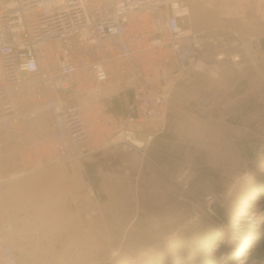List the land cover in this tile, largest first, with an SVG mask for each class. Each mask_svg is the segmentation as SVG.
<instances>
[{
    "label": "rangeland",
    "instance_id": "1",
    "mask_svg": "<svg viewBox=\"0 0 264 264\" xmlns=\"http://www.w3.org/2000/svg\"><path fill=\"white\" fill-rule=\"evenodd\" d=\"M227 2L228 11L220 0H190L193 29L240 44L222 63L212 48L205 66L168 82L165 123L141 130L144 155L116 149L81 160L103 171L86 203L73 202L69 171L64 187L39 194L84 217L90 264H259L251 242L264 230V0Z\"/></svg>",
    "mask_w": 264,
    "mask_h": 264
},
{
    "label": "built area",
    "instance_id": "2",
    "mask_svg": "<svg viewBox=\"0 0 264 264\" xmlns=\"http://www.w3.org/2000/svg\"><path fill=\"white\" fill-rule=\"evenodd\" d=\"M190 18L183 0H0V264H22L7 186L115 148L144 155L168 82L239 46Z\"/></svg>",
    "mask_w": 264,
    "mask_h": 264
},
{
    "label": "crops",
    "instance_id": "3",
    "mask_svg": "<svg viewBox=\"0 0 264 264\" xmlns=\"http://www.w3.org/2000/svg\"><path fill=\"white\" fill-rule=\"evenodd\" d=\"M193 1H209L208 6L213 2V0ZM227 1L229 0H220V10L228 11L230 7H227ZM183 2L189 9L190 0ZM116 149L118 148L104 153L110 154ZM85 161L66 165L63 170H49L34 182H23L10 188L6 187L4 196L12 210L15 225L14 233L9 235L8 240L22 264H90L88 259H83L82 252L89 250L88 240L93 233L84 217L79 215L78 211L76 213L63 211L65 207L62 203L58 206L54 204L48 206L46 203H40L38 199L39 194L48 187H64L65 175L69 171L70 178L78 185L73 202L78 205L80 202H88L90 199L83 192L81 179H84L83 176L88 177L93 185L103 171L99 163ZM58 174L60 180L54 179Z\"/></svg>",
    "mask_w": 264,
    "mask_h": 264
},
{
    "label": "trees",
    "instance_id": "4",
    "mask_svg": "<svg viewBox=\"0 0 264 264\" xmlns=\"http://www.w3.org/2000/svg\"><path fill=\"white\" fill-rule=\"evenodd\" d=\"M251 256L257 263L264 264V230L260 231L251 242Z\"/></svg>",
    "mask_w": 264,
    "mask_h": 264
}]
</instances>
